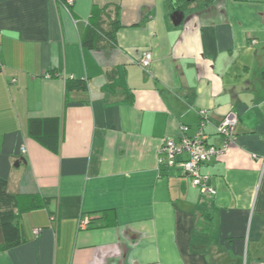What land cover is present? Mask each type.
Returning a JSON list of instances; mask_svg holds the SVG:
<instances>
[{"label":"crops","instance_id":"obj_1","mask_svg":"<svg viewBox=\"0 0 264 264\" xmlns=\"http://www.w3.org/2000/svg\"><path fill=\"white\" fill-rule=\"evenodd\" d=\"M163 4L0 0V178L49 200L20 215L24 241L0 264H264V0H213L178 27ZM103 7L118 9L116 46L85 49ZM68 79L86 89L65 93ZM200 111L217 148L215 126L238 117L227 152L201 168L210 197L158 164ZM31 118L59 120L58 153L28 137Z\"/></svg>","mask_w":264,"mask_h":264},{"label":"trees","instance_id":"obj_2","mask_svg":"<svg viewBox=\"0 0 264 264\" xmlns=\"http://www.w3.org/2000/svg\"><path fill=\"white\" fill-rule=\"evenodd\" d=\"M61 0H59L60 2ZM213 0H164V10L170 18L174 12L186 16L192 8L205 6ZM192 7V8H191ZM191 8V9H190ZM118 9L113 10L114 17L107 7L93 8L88 24L81 35V46L89 50H98L116 46V33L122 27ZM170 20V19H169ZM84 80L68 79L65 81V93L72 90L84 91ZM27 135L44 149L58 153L59 150V120L56 118H31L27 123ZM49 200L37 195L23 196L10 194L7 191V181L0 178V252L15 248L23 243L19 227L21 214L47 208ZM202 212L199 216H205ZM203 225L204 228H208Z\"/></svg>","mask_w":264,"mask_h":264},{"label":"built area","instance_id":"obj_3","mask_svg":"<svg viewBox=\"0 0 264 264\" xmlns=\"http://www.w3.org/2000/svg\"><path fill=\"white\" fill-rule=\"evenodd\" d=\"M59 1V0H57ZM62 5L68 10L73 5L74 0H61ZM152 62L151 52H143L138 64L145 71L149 68ZM1 71V67H0ZM202 122L197 133L190 137L188 135V128L185 126L180 127V138L177 142L171 139L162 141L158 150V164L159 166L176 167L183 174L189 176L191 185L197 188L205 197L214 196L215 190L209 186L208 176L201 173L202 166L209 161L211 157L223 156L227 149L235 139L234 129L238 121L235 113L230 112L218 125L215 126L216 134L221 138L222 143L220 147H214L206 142L203 127L207 121V116L204 111L199 112ZM24 152V150H22ZM183 156V160H177L178 156ZM88 224V220H81L79 228H84ZM38 230L34 231L37 235Z\"/></svg>","mask_w":264,"mask_h":264},{"label":"water","instance_id":"obj_4","mask_svg":"<svg viewBox=\"0 0 264 264\" xmlns=\"http://www.w3.org/2000/svg\"><path fill=\"white\" fill-rule=\"evenodd\" d=\"M170 21L174 27H178L183 21V15L178 12H174L170 15Z\"/></svg>","mask_w":264,"mask_h":264}]
</instances>
